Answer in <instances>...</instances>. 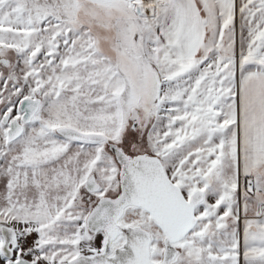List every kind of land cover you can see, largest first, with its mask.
Segmentation results:
<instances>
[{"label": "snow or ice", "instance_id": "1", "mask_svg": "<svg viewBox=\"0 0 264 264\" xmlns=\"http://www.w3.org/2000/svg\"><path fill=\"white\" fill-rule=\"evenodd\" d=\"M0 264H264V0H0Z\"/></svg>", "mask_w": 264, "mask_h": 264}]
</instances>
